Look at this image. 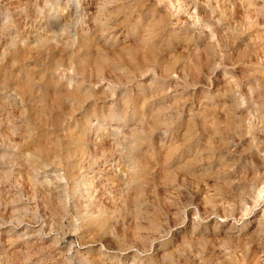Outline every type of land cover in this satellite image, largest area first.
Masks as SVG:
<instances>
[{"label": "rangeland", "instance_id": "1", "mask_svg": "<svg viewBox=\"0 0 264 264\" xmlns=\"http://www.w3.org/2000/svg\"><path fill=\"white\" fill-rule=\"evenodd\" d=\"M0 264H264V0H0Z\"/></svg>", "mask_w": 264, "mask_h": 264}, {"label": "bare ground", "instance_id": "2", "mask_svg": "<svg viewBox=\"0 0 264 264\" xmlns=\"http://www.w3.org/2000/svg\"><path fill=\"white\" fill-rule=\"evenodd\" d=\"M13 243V242H12Z\"/></svg>", "mask_w": 264, "mask_h": 264}]
</instances>
